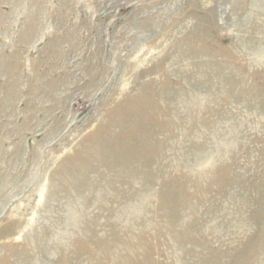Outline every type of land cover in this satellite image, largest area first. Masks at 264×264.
Listing matches in <instances>:
<instances>
[{
  "label": "rangeland",
  "instance_id": "374dc122",
  "mask_svg": "<svg viewBox=\"0 0 264 264\" xmlns=\"http://www.w3.org/2000/svg\"><path fill=\"white\" fill-rule=\"evenodd\" d=\"M0 264H264V0H0Z\"/></svg>",
  "mask_w": 264,
  "mask_h": 264
},
{
  "label": "bare ground",
  "instance_id": "6f19581e",
  "mask_svg": "<svg viewBox=\"0 0 264 264\" xmlns=\"http://www.w3.org/2000/svg\"><path fill=\"white\" fill-rule=\"evenodd\" d=\"M147 147H148V145L146 143H143V148H141V149H139V148L134 149V150L122 149V150H120L118 155H115L116 153L114 152L115 157H111L109 155L110 153L108 151L102 149L101 150V156H102L104 162H106L107 164H110L111 166H115L116 164L117 165L118 164L119 165H125L131 161L135 162L136 160H141V158L142 159L148 158L151 154L148 153V150L147 151L144 150V148L146 149ZM119 158H121V160H119Z\"/></svg>",
  "mask_w": 264,
  "mask_h": 264
}]
</instances>
